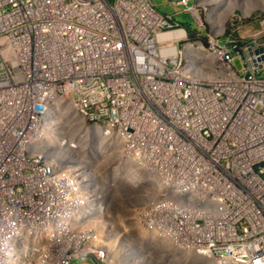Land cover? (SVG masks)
Instances as JSON below:
<instances>
[{
    "label": "built area",
    "instance_id": "1",
    "mask_svg": "<svg viewBox=\"0 0 264 264\" xmlns=\"http://www.w3.org/2000/svg\"><path fill=\"white\" fill-rule=\"evenodd\" d=\"M167 1L195 38L153 0H0V264H121L116 238L137 264L130 218L209 264H264V39ZM60 99L147 191L115 199L76 142L46 148Z\"/></svg>",
    "mask_w": 264,
    "mask_h": 264
},
{
    "label": "bare ground",
    "instance_id": "2",
    "mask_svg": "<svg viewBox=\"0 0 264 264\" xmlns=\"http://www.w3.org/2000/svg\"><path fill=\"white\" fill-rule=\"evenodd\" d=\"M206 0H203V3ZM217 7L212 13H218L220 19L216 24L214 33L220 34L224 30L226 19L234 14L235 8H240L244 15L254 9L264 10V0H213ZM177 32H169L161 35L162 40L172 39ZM51 120H46L45 146L50 151L52 143L62 147L68 142H76L81 158L89 166L94 167L101 186L117 199L122 196L125 201L140 190L147 191V186L142 182L147 176L140 173V179H135L120 161L116 143L105 136L98 135L97 131L86 127L78 116L69 100L60 99L55 108L48 115ZM126 211H117L122 219L126 217ZM121 222V221H120ZM126 229L129 231L126 237L131 242V247L139 250L137 264H209L205 258L192 253L183 252L175 247L166 245L151 232L143 229L133 219H129ZM2 234H0L1 237ZM125 236V234H124ZM122 243L116 238L111 243L112 257L118 258L121 264H127L124 257L118 252L113 254Z\"/></svg>",
    "mask_w": 264,
    "mask_h": 264
},
{
    "label": "rangeland",
    "instance_id": "3",
    "mask_svg": "<svg viewBox=\"0 0 264 264\" xmlns=\"http://www.w3.org/2000/svg\"><path fill=\"white\" fill-rule=\"evenodd\" d=\"M158 10L167 15H174L176 21L184 24L186 28L189 29L188 33L190 38L196 37L197 32L200 31L199 27L195 26L193 18L191 15L186 13H181L179 8H172L168 5L167 0H153ZM204 6L209 10H214L217 7V3L213 0H206ZM208 10H204L203 17H206ZM234 12L238 14L242 20L239 21L241 28L237 30L236 33H240L243 36L249 37L253 34L261 33L262 39H264V10L263 9H254L249 15H244L240 8H235ZM231 15L226 19L224 27L227 25L228 20ZM211 32V26L206 23L205 28L201 29V34L205 41L208 40L207 35ZM194 37V38H195ZM224 41V40H223ZM206 43V42H205ZM235 66L239 69L240 63L237 61Z\"/></svg>",
    "mask_w": 264,
    "mask_h": 264
}]
</instances>
